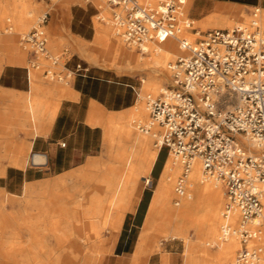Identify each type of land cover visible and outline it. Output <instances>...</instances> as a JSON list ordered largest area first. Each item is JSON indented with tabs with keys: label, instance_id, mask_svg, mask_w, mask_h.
Returning a JSON list of instances; mask_svg holds the SVG:
<instances>
[{
	"label": "built area",
	"instance_id": "obj_1",
	"mask_svg": "<svg viewBox=\"0 0 264 264\" xmlns=\"http://www.w3.org/2000/svg\"><path fill=\"white\" fill-rule=\"evenodd\" d=\"M104 1L113 9L114 29L130 48L143 50L144 43L175 38L182 29L200 35L194 41L178 39L186 54L171 64L172 85L147 99L151 122L163 130L160 149L167 147L182 161L177 193L183 192L185 177L199 159L204 176L225 189L226 214L237 209L243 222L258 217L264 223V25L259 21L260 8L253 9L247 25L198 31L184 12L185 0ZM20 42L30 47V67L38 68L41 56L57 64L41 28L22 35ZM87 71L78 63L57 78L71 81L75 74ZM47 76L56 74L46 69ZM238 135L252 147L244 145ZM240 234L244 247L237 255L238 264H264V255L247 247L251 233L244 229Z\"/></svg>",
	"mask_w": 264,
	"mask_h": 264
},
{
	"label": "bare ground",
	"instance_id": "obj_2",
	"mask_svg": "<svg viewBox=\"0 0 264 264\" xmlns=\"http://www.w3.org/2000/svg\"><path fill=\"white\" fill-rule=\"evenodd\" d=\"M69 1L65 0V2ZM102 1L106 3L104 0ZM106 4L108 5V3ZM12 6L13 9L4 0H0V33H9L14 30L15 22L12 17L16 21H21L24 19L25 12H34L35 18L38 17L39 8H28L24 0H12ZM109 7L113 11L112 7ZM101 8H103V3L98 4L97 19L102 18L104 20V17L101 16ZM6 13H9L12 17H8L7 21L4 22L1 17ZM8 21L12 22L7 23ZM193 23L197 24L194 20ZM196 27L194 26V28ZM112 30L114 41L111 40L107 43L105 49L100 50L106 43L105 39L98 35L86 55L88 60L92 63L112 67L123 73L148 71V79L142 77V82L144 83L142 93L138 97L134 113L128 123L124 124V122L115 119V117L105 115L90 118L92 123L99 124L104 129V145L107 155L111 159H115L123 167L122 174L114 187L113 195L110 198H106L97 191L95 186H91L97 179L98 174L101 173V171L94 170L84 171L76 177V181L70 187L74 191L73 193L69 192V188L61 192L54 191L56 198L61 194L65 196L64 201L59 203L60 205H64L66 201L72 199V204L77 206L70 210L64 206L60 210L61 215L58 219H54L53 215H48L51 211L45 207L46 203L44 201L39 205L41 207L39 210L40 214L35 215L33 217L35 220L30 221L26 219V215H16L14 212L8 213L4 211V207H2L3 201L0 200V264H7V261L9 264H31L28 258L30 257L29 249L24 244L35 237L32 229L35 228V224L40 223V220L45 219V216L49 217L50 223L72 225L71 231L68 233L64 231H60V235L53 233L54 237L59 240V249L55 250L51 259L48 258V255H45L46 261L44 264H74V261L70 258L71 250L79 249V246L76 245L78 240H84L86 237L85 235H76L80 229L79 225L74 224L78 220L76 219L78 209H82L81 218L89 217L91 219L90 224L92 223L97 227L99 234L101 231L108 233L105 252H109L111 240L118 231L124 210L131 209L138 197L139 190L138 183L135 181L136 175L137 177L148 175L160 149L163 130L156 123H152L151 119L149 122H145L144 125L137 124L135 126L132 121L139 120V115L144 109L143 92L150 90L156 93L160 87L157 74L167 76L165 62L186 54L181 49L178 39L185 38L194 41L198 34L182 29L175 38H167L164 41H149L142 45L143 50H133L134 47H128L113 26ZM150 50H152L154 57L145 56L146 53L143 51L150 53ZM73 51L77 50L73 48ZM171 64V62L166 64L170 71ZM57 80L65 84L70 83L68 80L59 78ZM149 96L151 95H147V99ZM131 126L135 130L137 129L136 131L139 133L134 134L130 129ZM141 126H146L148 130L142 131ZM153 128H160V131H153ZM151 137H155L154 146L156 149L150 145ZM238 137L244 145L252 147V144L243 135H238ZM34 161L43 162L44 158L37 156ZM102 169V173L114 172L113 165ZM182 172V161L173 152H169L162 175L154 189L153 198L139 233L135 249L131 255L130 264H146L148 255L157 246L152 241V237L160 226L164 227L162 234L165 238L171 237L172 239L185 240L184 264H194L193 252H205L197 242L192 243L187 232L188 228H193L198 238L206 240L209 246L212 247L217 244L222 248L216 256L220 257L223 264H238L237 258H235V261L233 259V252L242 244L240 232L244 229L248 230L252 235L247 243L248 248L257 249L258 252L263 251L264 223L261 218L257 217L248 222H243L237 209L230 210L226 214L225 189L219 181L204 176L203 166L199 159H195L185 177L183 192L177 193L176 185ZM173 197H176V200L172 203ZM89 201L93 202L92 207L84 205L85 202ZM30 217L28 216V218ZM23 236L27 237L26 241L22 240ZM90 239L92 238L89 237L88 240ZM52 252L50 249L45 251L47 254ZM102 256L103 254L96 253L92 258L91 264H100Z\"/></svg>",
	"mask_w": 264,
	"mask_h": 264
},
{
	"label": "crops",
	"instance_id": "obj_3",
	"mask_svg": "<svg viewBox=\"0 0 264 264\" xmlns=\"http://www.w3.org/2000/svg\"><path fill=\"white\" fill-rule=\"evenodd\" d=\"M87 4L70 8L69 30L76 37L72 49H76L75 52L83 55L93 66L75 54L66 58L63 63L65 70H74L78 63L88 68L86 73L75 74L68 87L54 83L48 86L41 84L36 72L30 70V65H25L23 52L13 47L10 37H5L12 33H0V199L4 192L13 197L23 196L22 203L31 198L51 199L55 197V192L68 188L73 193L70 187L76 177L84 171L94 170L101 173L91 186H95L106 198L113 195L123 167L113 163L114 172L102 173V168L108 166L98 157L104 145V129L92 123L90 118L105 115L128 123L139 94L136 81L127 73L92 63L86 57L95 38L100 35L105 39L107 36L105 25L99 22L96 23L94 36V14L90 13ZM189 5L188 16L196 23L212 19L223 27L242 19L243 13H252L256 7L264 13V0H185L184 7ZM87 41L90 43L89 49L86 47ZM32 58L30 52L28 62ZM141 112L139 118L143 119L144 113ZM63 142L64 146L61 145ZM104 148L106 152L105 145ZM161 152L162 148L156 154L148 179L144 175H136L137 183L143 177L149 185L141 189L138 186V197L131 209L124 210L118 231L111 240L110 253L102 256L101 264L131 263L135 247L130 252L126 248L128 238L123 236L126 231L144 223L154 194L150 192L151 184L158 182L166 162L160 165ZM33 156H42L44 161L33 163ZM92 203L89 201L84 205L92 207ZM107 237L100 242L96 237H91L88 243L90 246H100L105 251ZM149 255L146 264H151L152 257ZM173 259H167L165 253L157 263L171 264Z\"/></svg>",
	"mask_w": 264,
	"mask_h": 264
},
{
	"label": "rangeland",
	"instance_id": "obj_4",
	"mask_svg": "<svg viewBox=\"0 0 264 264\" xmlns=\"http://www.w3.org/2000/svg\"><path fill=\"white\" fill-rule=\"evenodd\" d=\"M11 9H13L12 6V0H4ZM24 3L28 6V8L36 7L39 8L38 17L35 18L34 12L24 14V19L21 21H16L14 18L9 14L6 13L2 15L1 20L7 21L8 17H12V20L15 22L14 30H12L9 33L12 34H6L5 37H10L11 43L15 49H18L19 51L23 52L25 57V65L29 66L28 58L30 53V47L23 48V45L20 44L21 36L30 32L34 28H41L47 37V50L50 55H53L54 57H57L59 59V63L57 65H53L52 61L48 58H45L44 56H41L38 58V62L40 66L38 68H32L30 67L31 71H35L38 80L41 84H44L46 86L50 84H58L64 87L70 86V83L67 85L63 82H60L57 80L58 75H64L67 70L63 68V63L66 60V58L71 57L73 54L78 55L82 61H86L90 66H93V64L89 63L83 55L80 53H77L73 51L72 49V42L75 40V36H73L70 33L69 30V20H70V8L74 7L75 9L78 8L79 5L86 6V3L82 0H70L69 2H65V0H24ZM103 3V8H101V16L104 17V20L97 19L96 14L99 12L98 10V4ZM87 6L91 9L90 13L94 14L92 18V27L94 31V36L96 32V23L99 22L100 24H104L106 27V33L107 36L105 37V43L106 45H103L100 50H103L107 47V43H109L113 39V33H112V26L113 23L111 22L112 19V13L113 11L110 10V7L104 3L102 0H91L87 4ZM106 10H105V9ZM189 6H186L184 10L186 11L185 14L188 15L189 13ZM47 13V16L45 19H43V16ZM259 21L260 25H264V20H262V17H264V13L260 12ZM34 19V20H33ZM192 19V18H191ZM251 19V13L246 14L243 13L242 19L235 21L231 24H229L226 27L221 26L220 24H217L214 20H201L200 23L194 24L193 27H196V30L198 31H206L208 29L213 28H228L231 29L235 26L241 25H247ZM193 20V19H192ZM12 22V21H11ZM8 21L7 23H11ZM112 24V25H111ZM192 32V31H191ZM200 35H197L195 40L199 38ZM94 38V37H93ZM91 39L90 41H92ZM86 43L87 49L90 48V43ZM12 48V49H14ZM72 50V51H71ZM133 50H138L134 49ZM71 51V52H70ZM146 57L153 56L154 54L152 50H150V53L145 54ZM178 57H176L174 60H167L165 62L167 76H163L162 74H157V78L160 81V87L158 88L156 93H153L150 90H145L143 92L144 97H142V101H144V118L139 120H133L132 124L135 126L137 124L144 125L145 122L150 121V114L149 109L147 108V95H151L153 97L158 96L162 91H164L168 86L172 85V73L169 70V67L166 65L167 62H171L172 64L177 61ZM44 69H51L52 72L56 74V76L51 80L50 77H45L43 75ZM171 69V68H170ZM114 71V70H113ZM116 72V71H114ZM117 74H122L119 72H116ZM128 76L132 77L136 81L138 94L140 95L142 93V87L144 86V83L142 82V77L148 79V71H139L136 73H127ZM139 99V98H138ZM132 132L134 134L139 133L138 131L133 128V126L130 127ZM153 131L159 132L160 128L155 129L153 128ZM143 134V133H141ZM151 147L156 149L154 146L155 143V137H151ZM8 153V151H7ZM9 154V153H8ZM169 155V151L167 147H162V152L160 155V165L161 163L167 158ZM28 156V151L25 154V158ZM98 157H101L106 164L112 165L116 162L115 159H111L107 153L105 152L104 145L102 146V150L98 153ZM160 167V166H159ZM146 178H149V174L146 176ZM146 179H143V177H140L139 179V189H141L144 185H149L145 182ZM175 183V182H174ZM157 182H154L153 185L151 184L150 192L153 194L154 188L156 186ZM213 187V186H212ZM23 199V196L20 197H13L10 194H7L4 192L2 195L1 201H3L2 207H4V211L10 213L14 212L16 215H26V219H29L30 221L35 220L33 217L39 213V210L41 207L39 206L42 201L46 203L45 207H47L51 212L50 215H53L54 219H58V217L61 215L60 210L62 208H65L70 210L72 209V199L66 201L64 205H60L59 203L63 202L65 199L64 194H61L59 197H54L51 199H44L43 197L40 198H31L30 200H27L26 203H22L21 200ZM176 200V197L172 198L173 201ZM226 203V200H224ZM48 203V204H47ZM223 207V205H222ZM6 208V209H5ZM54 212V214H53ZM28 216H31L28 218ZM78 219L74 222V224H77L80 226V229L76 235H85L86 237L83 239H79L77 244L79 246L78 248H75L71 250L70 258L72 261H74V264H91L92 258L96 253H101L103 256H105L107 253L104 250L100 249V246L94 247L89 245L88 238L89 237H96L99 242L104 240L108 233L106 231H101L99 234L98 229L96 226H94L91 222V219L89 217H82V212L80 209L77 210L76 214ZM19 217V216H18ZM45 219L40 220V223L38 222L35 224V228L32 229L33 233L35 234V237L30 242L25 243V247L29 249L30 257L29 262L31 264H44L46 261L45 255H48V258L51 259L55 253V250L59 249L58 244L59 240H57L53 233H56L57 235H60V231H64L66 233L71 231V225L66 226L63 223H50L48 220V216H45ZM80 219V220H79ZM143 225H140L138 228H134L133 230L129 232H125L124 238H128V245L126 248H129L130 252L135 247L138 235L141 231ZM249 227V226H248ZM251 228V227H249ZM162 230H164L163 226H160V228L155 232V234L152 237V241L157 245L153 248V251L150 252L149 257L151 258V264H158L157 260L161 259L162 254H167L168 257H172L173 263L171 264H184V253L186 249V243L184 239H172L171 237H164L162 234ZM220 231V230H219ZM188 234L191 238L192 243H198L201 249H204L205 252H193V258L194 264H223L219 256H216L217 253H219L222 248L219 247V245L215 244L214 246H209V243L204 240L203 238H198L196 231L193 228H188ZM77 238V237H76ZM27 237L23 236L22 240L26 241ZM239 240V239H238ZM221 246V245H220ZM244 247V244L242 243L234 252H233V259L235 261V258H237V255L239 253V250ZM248 247V246H247ZM263 251H260L259 253L261 255H264V242H263ZM46 249H50L53 252L50 254L45 253ZM165 252V253H164ZM149 259V258H148ZM233 261V262H234ZM102 262V260H101ZM100 262V264H101ZM7 264L8 261H7Z\"/></svg>",
	"mask_w": 264,
	"mask_h": 264
},
{
	"label": "water",
	"instance_id": "obj_5",
	"mask_svg": "<svg viewBox=\"0 0 264 264\" xmlns=\"http://www.w3.org/2000/svg\"><path fill=\"white\" fill-rule=\"evenodd\" d=\"M35 157H37V156H33V157H32V162H33V163H38V162H35V161H34Z\"/></svg>",
	"mask_w": 264,
	"mask_h": 264
}]
</instances>
